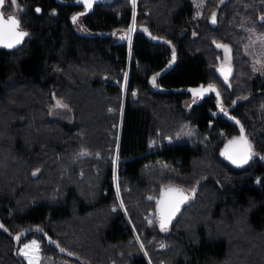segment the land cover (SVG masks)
I'll return each mask as SVG.
<instances>
[{"label":"trees","instance_id":"16d2710c","mask_svg":"<svg viewBox=\"0 0 264 264\" xmlns=\"http://www.w3.org/2000/svg\"><path fill=\"white\" fill-rule=\"evenodd\" d=\"M20 3L28 36L0 49V264H26L31 237L72 264H264V70L244 49L264 0H98L81 30L75 0ZM241 129L236 165L221 149ZM171 186L192 198L161 230Z\"/></svg>","mask_w":264,"mask_h":264},{"label":"snow or ice","instance_id":"6c2138e0","mask_svg":"<svg viewBox=\"0 0 264 264\" xmlns=\"http://www.w3.org/2000/svg\"><path fill=\"white\" fill-rule=\"evenodd\" d=\"M11 2L16 7H19L18 5H16V0H11ZM3 3L4 0H0V5H3ZM86 7H91V4L86 3ZM37 11H39V9H37ZM79 15L81 14L74 15L72 17V20L75 22L78 19ZM214 17L215 14L213 13V22H215ZM18 29L19 21L14 16H9L7 17V19H5L2 15H0V45L12 48L13 46L21 43L23 38L28 36V33L19 31ZM214 90V86L212 85H209L208 88L201 87L199 89H190L194 97L203 96L204 93ZM217 96H219V93H217ZM57 106L66 107V105L61 104L59 101L57 102ZM223 110L224 109L221 107V111ZM233 145H238V148L235 150V152H230L229 149ZM222 154L226 155L227 158L232 161V163L237 165L246 164L249 161L252 156L251 145L244 137L243 129H241V136L238 139L234 138L232 141H229V144L225 146V151ZM262 159H264V157H262ZM193 191H195V189H193ZM187 199L188 197L185 196L183 194V191L180 189L169 188L167 192L162 193L161 200L157 201L158 210L160 212L161 230L167 229L168 222L175 215V213L179 211L180 204H182ZM28 247V245L25 246V248ZM32 247L38 251L39 245H37L36 242L33 241ZM24 255H28V253L25 252ZM29 264H33V260L31 258L29 259Z\"/></svg>","mask_w":264,"mask_h":264},{"label":"rangeland","instance_id":"374dc122","mask_svg":"<svg viewBox=\"0 0 264 264\" xmlns=\"http://www.w3.org/2000/svg\"><path fill=\"white\" fill-rule=\"evenodd\" d=\"M193 4L195 7L198 6V2L200 0H192ZM137 0H131V4L133 6V11L134 7L136 4ZM81 18H78L75 22L74 25L76 26L77 29L81 30ZM132 24V22H131ZM131 24L129 27V32L128 36L130 37L131 32H133L135 28V23L133 22V28H131ZM250 34V40L248 44L245 46V51L248 53L249 57L251 58V64L253 68L256 71L262 72L264 70V33H257L254 31H249ZM225 45H221L222 48V58L219 61V68L223 64H231L230 59L231 55L230 52L226 47H222ZM126 74V72H125ZM193 97L189 98L187 97L184 100V104L186 106H190L193 99ZM119 128V127H118ZM114 160H117V157L114 158ZM151 198V197H149ZM150 216L153 215L152 211H150ZM35 241L37 245H39L38 251L32 247V242ZM28 245V248H25V246ZM17 252L24 257L26 264H29V259L31 258L33 260V264H72V262L56 257L53 254H48L44 252L41 248V241L36 238V237H31L30 239H26L25 241L21 242L17 248ZM27 252L28 255H24V253ZM112 264V263H111Z\"/></svg>","mask_w":264,"mask_h":264},{"label":"water","instance_id":"95a60500","mask_svg":"<svg viewBox=\"0 0 264 264\" xmlns=\"http://www.w3.org/2000/svg\"><path fill=\"white\" fill-rule=\"evenodd\" d=\"M81 0H75V3H77V2H80ZM92 8V6L91 7H85V9L83 10V11H80L79 13H82V14H85V13H87L90 9ZM37 9H39V11H37ZM36 11L38 12V13H40V8L39 7H36ZM77 13H74L72 16H71V21L72 22H74L73 20H72V17L74 16V15H76ZM139 29H146L144 26H140L139 27ZM19 30V29H18ZM20 31V30H19ZM18 45V44H17ZM16 46V45H15ZM15 46H13V47H15ZM222 69H223V71H222ZM220 73L224 76V77H229L230 76V74H231V71H232V67H231V65L230 64H223V65H221L220 66ZM190 89L188 88L187 89V91H189ZM191 92V91H190ZM241 136V135H240ZM240 136H238V137H235L236 139H238ZM234 138H231V139H229V140H227L225 143H224V145H223V147H222V149H221V153H223L224 151H225V146L226 145H228L229 144V141H232ZM238 148V145H233V146H231V148L229 149V151L230 152H235V150ZM223 155V154H222ZM225 158H227V156L226 155H223ZM228 159V158H227ZM229 160V159H228ZM229 161H231V160H229ZM232 162V161H231ZM237 165V164H236ZM169 188H173V189H180V190H182L183 191V194L185 195V196H187L188 197V199L186 200V201H184L182 204H180V206H179V210H180V208H181V206L184 204V203H186V202H188L189 200H191V198H192V195L190 194V192L189 191H187V190H184V189H182V188H179V187H176V186H171V187H167V188H165L164 190H163V192L162 193H164V192H167V190L169 189ZM161 198H162V194H161V196L159 197V199H158V201L159 200H161ZM157 209H158V205H157ZM178 212L179 211H177L176 213H175V215L171 218V220L168 222V224H167V226L173 221V219L175 218V216L178 214ZM158 221H159V223H160V212H159V210H158Z\"/></svg>","mask_w":264,"mask_h":264},{"label":"flooded vegetation","instance_id":"af4514ba","mask_svg":"<svg viewBox=\"0 0 264 264\" xmlns=\"http://www.w3.org/2000/svg\"><path fill=\"white\" fill-rule=\"evenodd\" d=\"M97 1L98 0H81L80 2H77L76 4H77L78 8H76V10L73 12V14L74 13L81 14L78 16V18L82 17L84 14L79 13V12L83 11L85 9L86 3H90L91 6H93ZM16 5H18L19 7H16L15 5H13L11 0H4L3 5H0V15H2L5 19H7V17H9V16H14L19 21V18H20V16H22L25 8L20 3V0H16ZM40 12H41V9H40ZM23 29H24L23 26L21 24H19V30L23 31ZM0 49L9 50L10 48L5 47L3 45H0ZM192 99H195V98H192Z\"/></svg>","mask_w":264,"mask_h":264},{"label":"built area","instance_id":"2783aa9c","mask_svg":"<svg viewBox=\"0 0 264 264\" xmlns=\"http://www.w3.org/2000/svg\"><path fill=\"white\" fill-rule=\"evenodd\" d=\"M133 12H134V11H133ZM131 28H133V20H132ZM132 33H133V32H131L130 37H129V39H128L129 45H130V43H131Z\"/></svg>","mask_w":264,"mask_h":264}]
</instances>
